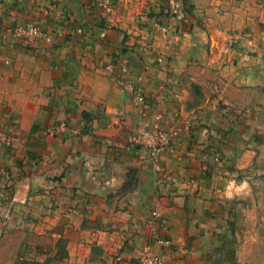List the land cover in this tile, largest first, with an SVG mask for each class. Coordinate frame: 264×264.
<instances>
[{"label": "crops", "instance_id": "1", "mask_svg": "<svg viewBox=\"0 0 264 264\" xmlns=\"http://www.w3.org/2000/svg\"><path fill=\"white\" fill-rule=\"evenodd\" d=\"M114 1L0 0V264H264V0Z\"/></svg>", "mask_w": 264, "mask_h": 264}, {"label": "built area", "instance_id": "2", "mask_svg": "<svg viewBox=\"0 0 264 264\" xmlns=\"http://www.w3.org/2000/svg\"><path fill=\"white\" fill-rule=\"evenodd\" d=\"M94 4H96L99 8L105 11V13L110 14L116 10V3L114 0H91ZM173 14H175L176 18L180 21H186L187 16L185 10L182 9L179 3L173 4ZM160 29L164 32L168 30L167 26H160ZM28 33L33 37H39L42 35L43 29L38 25H29L27 27ZM143 80L142 75H138L134 80L131 78H127L121 80L122 87L127 90L131 95V100L133 105L138 108L142 114H145L146 106H149L148 98L143 88L140 86V82ZM163 114L158 113L155 116V120L152 124L148 121L142 120L137 126V132L129 139V143L132 146H140L147 147L150 149L151 154L156 160L159 153L162 152H173L175 150V146L177 143V138L182 132V127H174L171 129H166L162 125ZM55 133L63 135L64 132L67 131H75L78 130L72 128L67 123H62L56 127L54 130ZM6 141L10 142V138L4 133L0 134V143ZM8 142V143H9ZM216 159H220V155L216 154ZM170 241L167 239H156L155 243H149L140 250L139 254L135 258L133 262L125 261L121 255H118L115 259L118 264H165L164 257L154 250V246H168Z\"/></svg>", "mask_w": 264, "mask_h": 264}, {"label": "rangeland", "instance_id": "3", "mask_svg": "<svg viewBox=\"0 0 264 264\" xmlns=\"http://www.w3.org/2000/svg\"><path fill=\"white\" fill-rule=\"evenodd\" d=\"M172 3H173V4H177V1H176V0H174Z\"/></svg>", "mask_w": 264, "mask_h": 264}]
</instances>
